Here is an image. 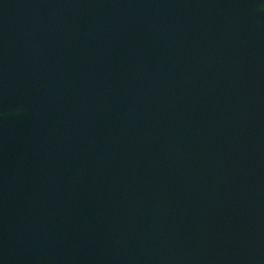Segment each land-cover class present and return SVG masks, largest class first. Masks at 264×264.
I'll return each mask as SVG.
<instances>
[{
	"label": "water",
	"instance_id": "obj_1",
	"mask_svg": "<svg viewBox=\"0 0 264 264\" xmlns=\"http://www.w3.org/2000/svg\"><path fill=\"white\" fill-rule=\"evenodd\" d=\"M0 264H264V0H0Z\"/></svg>",
	"mask_w": 264,
	"mask_h": 264
}]
</instances>
